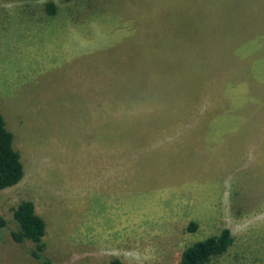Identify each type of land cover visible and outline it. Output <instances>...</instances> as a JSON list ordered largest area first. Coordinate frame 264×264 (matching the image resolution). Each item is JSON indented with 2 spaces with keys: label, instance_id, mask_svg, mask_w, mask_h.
<instances>
[{
  "label": "rangeland",
  "instance_id": "obj_1",
  "mask_svg": "<svg viewBox=\"0 0 264 264\" xmlns=\"http://www.w3.org/2000/svg\"><path fill=\"white\" fill-rule=\"evenodd\" d=\"M0 112V264H176L223 228L205 264H264V0H0Z\"/></svg>",
  "mask_w": 264,
  "mask_h": 264
},
{
  "label": "trees",
  "instance_id": "obj_2",
  "mask_svg": "<svg viewBox=\"0 0 264 264\" xmlns=\"http://www.w3.org/2000/svg\"><path fill=\"white\" fill-rule=\"evenodd\" d=\"M52 2L46 3L49 13L55 12ZM13 133L8 129L3 114L0 112V198L6 187L18 184L24 175L20 152L13 144ZM13 218L18 224L17 230H12L11 235L17 243L30 240L35 243V249L31 252L41 257L43 245L41 237L44 234L45 221L35 212L32 200L23 199L13 209ZM7 224L5 218L0 215V228ZM191 226V227H190ZM191 231L196 229V223L189 225ZM233 238L228 228H223L217 235L208 236L202 240L186 246L181 252L176 264H205L213 257L227 251Z\"/></svg>",
  "mask_w": 264,
  "mask_h": 264
}]
</instances>
